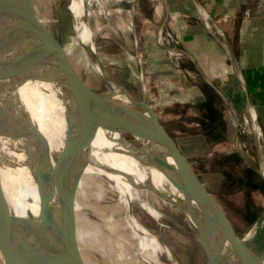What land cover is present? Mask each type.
Here are the masks:
<instances>
[{"label":"bare ground","instance_id":"obj_1","mask_svg":"<svg viewBox=\"0 0 264 264\" xmlns=\"http://www.w3.org/2000/svg\"><path fill=\"white\" fill-rule=\"evenodd\" d=\"M94 4L100 8L104 2L68 0L65 9L71 25L67 42L63 45L46 42L60 69L77 75L90 89L100 83L108 89L95 60L98 51L92 21L97 14ZM199 10L207 28L227 45L224 34L214 26L205 8L201 6ZM235 77L241 83L249 114L245 121L255 132L261 156L260 170L264 174V140L256 111L238 73ZM4 83L1 80L0 87ZM110 86L120 93V88L113 83ZM2 102L19 122L8 136L0 135L3 206L8 213L21 217L31 213L37 217L40 196L44 194L42 222L50 219L54 253L60 264H175L158 236L149 232L144 236V230L133 216L132 203L135 201L148 209L156 204L157 209L164 211L162 224L170 222L173 228L176 224L181 225L182 231L193 233L198 246L202 236L208 243L207 250L214 263L225 264L204 224L182 204L183 195L154 166L151 155L160 153L157 145L146 139L135 138L133 141L120 137L108 131L102 123L95 125L83 117V121L93 128L92 138L85 141L68 125L70 97L68 91L56 82H15ZM233 122L235 126L240 124L234 113ZM137 140L141 142L140 146ZM236 145L239 148L238 141ZM43 163L46 171L49 167L52 170L39 187L35 171ZM223 246L226 264H239L230 245L224 243ZM258 250L257 258L264 254V246H259ZM164 252L169 258H165ZM0 256L3 263L1 251Z\"/></svg>","mask_w":264,"mask_h":264},{"label":"rangeland","instance_id":"obj_2","mask_svg":"<svg viewBox=\"0 0 264 264\" xmlns=\"http://www.w3.org/2000/svg\"><path fill=\"white\" fill-rule=\"evenodd\" d=\"M32 1L46 40L65 44L71 25L65 9L68 0ZM103 2L100 8L94 4L97 14L92 17L95 45L102 62L113 79L133 98L147 101L201 182L220 202L236 234L256 254L259 246H264V176L260 173L261 156L255 132L245 121L249 114L231 57L225 58L226 78L209 75L210 61L202 60L205 72L216 81L210 84L209 77L197 69L193 57L187 53L191 45L188 46L182 36L184 30L179 20L184 16L188 23L198 25L202 19L199 12L186 10L182 13L168 0ZM207 4L208 11H205L214 26L224 34L225 42L237 56L247 57L249 78L258 80L261 69L257 63L263 61L256 60L257 52L252 48L256 50L255 41H262L259 47L264 48L263 0H232L228 10L219 0ZM237 6L236 12L232 11ZM241 28L246 30L244 36ZM250 87L264 140V82L251 83ZM94 89L107 88L100 83ZM238 91L240 99H237ZM233 113L240 120L237 133ZM126 138L134 140L130 135ZM132 209L144 236L148 232L158 236L175 264H215L205 239L201 236L198 240L200 247L193 233L173 228L170 222L163 225L164 211L157 209L156 204L148 209L135 201ZM164 256L168 255L164 252Z\"/></svg>","mask_w":264,"mask_h":264},{"label":"water","instance_id":"obj_3","mask_svg":"<svg viewBox=\"0 0 264 264\" xmlns=\"http://www.w3.org/2000/svg\"><path fill=\"white\" fill-rule=\"evenodd\" d=\"M193 1L202 16L199 10L202 4L199 0ZM203 23L205 25L204 21ZM0 25L2 26L0 31V81L5 82L0 87V135L8 136L19 125L18 120L11 116L9 108L2 102L12 84L36 80L59 83L63 89L68 91L70 97L67 122L71 130H75L88 142L92 138L93 128L83 121L82 118L87 117L93 124L102 123L108 131H113L120 137L130 135L133 139H146L157 145L160 153L150 154L154 166L158 167L183 195L182 204L204 224L222 261L226 264L223 245L228 243L239 264H262L264 254L257 258L246 242L236 234L226 211L201 182L165 130L158 115L145 99L137 100L125 88H121L120 84L105 69L98 54L95 60L101 69L102 78L109 86L106 90L86 87L77 75L66 69H60L54 63L32 0H0ZM207 30L221 43L231 57L235 74L238 73L242 79L246 93L251 99L236 55L229 46L225 45L208 28ZM110 83H113L117 89L120 88V93L114 91ZM120 94L124 97H119ZM237 129L236 125V133ZM44 167V163L39 164L35 171L39 187L46 182L52 170L49 167L46 171ZM260 173L264 176L262 172ZM1 193L0 186L2 264H60L54 253L50 219L46 218L45 223L42 222L44 194L41 193L40 196L38 216L35 217L29 213L21 217L6 211ZM175 227L181 229L182 226L176 224Z\"/></svg>","mask_w":264,"mask_h":264},{"label":"crops","instance_id":"obj_4","mask_svg":"<svg viewBox=\"0 0 264 264\" xmlns=\"http://www.w3.org/2000/svg\"><path fill=\"white\" fill-rule=\"evenodd\" d=\"M200 3L202 4L203 7H205V9L208 11V2L211 3V0H199ZM219 2H221V4H224L223 6L226 8V10H228L229 8L232 7V0H219ZM224 2V3H223ZM168 3L170 5L173 6V8L175 7L176 9H178V11H181L182 13H186V10H190L189 12L192 11V13L194 12H198L197 6L195 4V2L193 0H168ZM229 7V8H228ZM174 8V9H175ZM238 8V6L236 8H234V10L236 12V9ZM221 9V8H220ZM223 9V8H222ZM226 13V12H225ZM235 15H233L234 17ZM192 18H196L195 16L191 15ZM180 20V24L182 27L183 34L182 36L185 39V42L189 45H191L187 51V53L191 55V57H193V62L195 64V66L197 67V69L204 75V76H208L209 77V83L211 84L216 83V81L211 78V76H217V75H223L224 78L228 77V64L226 62V56H229L227 51L224 49V47L221 45V43L207 30L206 26L204 25L202 19L199 20V24H190L187 22V19H185V17H179ZM190 21H192L191 19H188ZM245 28H241V33L244 36L245 35ZM262 42V41H260ZM259 41H255V49L252 48L253 52L255 51L256 54V60L257 61H263L262 64H258L257 66L260 67V79L262 78V80H260L258 78V80L253 81L252 79L249 78V73L246 70L247 67V57H245L243 54H241V56H237L236 52H234V54L236 55L238 61H239V65H240V70L242 73V76L244 78V82L250 92L251 95V89H253L251 86L252 84H262L264 82V60H262L264 57V48L263 46L260 48ZM204 45L208 46V47H204ZM214 48L210 49V48ZM243 50L245 51V48H243ZM255 55V54H253ZM260 55V56H258ZM239 57V58H238ZM209 59V66H210V73L209 76L208 73L205 72L203 65H202V60L204 59ZM255 60V61H256ZM259 73V72H258ZM260 80V81H259ZM240 82V81H238ZM241 84V83H240ZM243 85V84H242ZM237 89L239 90V87H237ZM238 94V98L236 96L237 99H240V93L239 91L236 93ZM252 96V95H251ZM252 98V97H251ZM264 113V112H263ZM258 117H260L261 112L258 110L257 112ZM261 118V117H260ZM259 118L260 122L261 119ZM263 122V120H262Z\"/></svg>","mask_w":264,"mask_h":264},{"label":"built area","instance_id":"obj_5","mask_svg":"<svg viewBox=\"0 0 264 264\" xmlns=\"http://www.w3.org/2000/svg\"><path fill=\"white\" fill-rule=\"evenodd\" d=\"M172 51V50H171Z\"/></svg>","mask_w":264,"mask_h":264}]
</instances>
